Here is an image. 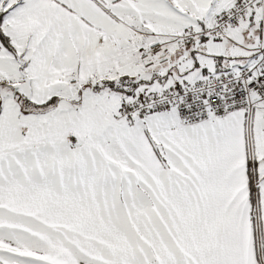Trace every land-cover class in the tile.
Wrapping results in <instances>:
<instances>
[{
    "label": "snow or ice",
    "instance_id": "obj_1",
    "mask_svg": "<svg viewBox=\"0 0 264 264\" xmlns=\"http://www.w3.org/2000/svg\"><path fill=\"white\" fill-rule=\"evenodd\" d=\"M0 264H264V0H0Z\"/></svg>",
    "mask_w": 264,
    "mask_h": 264
}]
</instances>
